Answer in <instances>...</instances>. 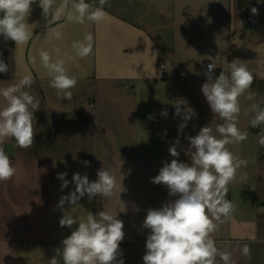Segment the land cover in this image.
Segmentation results:
<instances>
[{
    "label": "crops",
    "instance_id": "1",
    "mask_svg": "<svg viewBox=\"0 0 264 264\" xmlns=\"http://www.w3.org/2000/svg\"><path fill=\"white\" fill-rule=\"evenodd\" d=\"M67 2L58 20L51 14L65 0H54L47 18L39 0L32 5L26 22L33 35L26 44L16 46L0 36V58L10 66L7 74L0 73V81L31 72L32 90L41 103L34 113L33 146L19 148L14 139L2 145L17 172L0 182V264H49L54 250L78 227L62 228L59 219L66 214L79 222L88 212L104 209L117 213L124 223L118 258L124 264H143L150 231L142 226L147 210L178 198L151 178L165 161L171 162L168 149L177 139L179 160L191 163L184 151L189 148L186 137L197 135L214 118L201 91L204 72L214 63L218 76L224 58L229 63L243 61L254 77L251 88L239 97L237 127L247 131L248 138L227 145L248 164L228 185L227 199L236 211L217 222L211 238L219 252L231 253L234 264H264V147L257 143L261 129L251 127L248 112L253 102L264 107V0H107L104 19L83 24L67 20L73 0ZM85 2L92 5L89 11L100 7L99 0ZM252 7L258 15L251 13ZM53 29L62 33L60 39L45 38ZM89 34L92 51L80 58L72 45ZM41 51H48L53 61L64 60L67 74L78 80L70 89L71 100L62 99L50 86ZM249 95H254L253 101ZM181 99L187 104L177 116L176 101ZM185 107L195 115L179 131ZM164 110L167 117L161 115ZM217 122L222 123L219 118ZM102 166L118 181L124 176L126 192L91 201L85 195L75 206L57 207L60 197L75 188L70 183L61 191L58 173L67 172L71 181L79 172L91 181ZM244 244L250 248V260L240 251ZM215 264H224L219 254Z\"/></svg>",
    "mask_w": 264,
    "mask_h": 264
},
{
    "label": "clouds",
    "instance_id": "2",
    "mask_svg": "<svg viewBox=\"0 0 264 264\" xmlns=\"http://www.w3.org/2000/svg\"><path fill=\"white\" fill-rule=\"evenodd\" d=\"M37 0H0V36L4 42L14 41L16 46L26 44L33 33L29 31L26 18L30 15L32 5ZM54 0H39V7L45 18L50 15ZM107 0H99L100 7L89 11L92 5L85 0H73L72 11L67 12V20L83 24L85 20L101 22L106 13L103 5ZM68 7V2L61 4L51 19L58 20ZM251 13L258 15L256 7ZM62 33L53 29L45 35L46 39L55 37L60 39ZM92 36L85 35L83 41H76L72 47L76 56L87 57L92 51ZM56 51H59L58 49ZM42 66L51 77L50 86L57 90V95L64 100L72 99L70 89L78 83L75 77L67 74L62 59L52 60L48 51L39 53ZM31 62H36L35 57ZM214 63L206 66L204 75L207 79L202 84L201 91L214 114L213 120L200 128L195 136H187L189 148L185 154L191 163L179 160L180 152L176 145L177 139L169 147L168 152L173 159L165 161L158 175L151 178L156 185L167 187L169 196L177 199L168 201L160 208H149L143 221V228L150 230L146 239V252L143 264H215L219 254L224 264H234L231 253L219 252L211 234L216 230L217 222L222 223L236 211V205L227 199L228 185L237 178V170L247 167L248 161L234 155L227 145L239 144L248 138L247 131L237 127V120L241 111L239 97L251 88L253 74L239 59L230 63L224 58L223 70L214 77L216 69ZM10 66L0 58V73L7 74ZM34 78L31 72L11 81H0V182L11 180L17 172L10 157L6 154L3 143L14 139L16 145L22 149L33 146L35 131L34 122L37 111L41 108L37 94L32 90ZM254 100V95L247 97ZM183 99L176 101L177 116L181 115V106H186ZM248 112L252 113L250 125L260 127L257 143L264 147V107L253 102ZM167 117V111L161 112ZM195 115L193 109L185 107L183 122L178 126L179 131L187 127V121ZM152 117L149 116V119ZM219 118L222 123L217 122ZM215 133L218 135L214 134ZM85 166L90 161L83 162ZM97 178L89 180L88 175L74 173L72 180L66 179L67 172L58 173L57 179L62 181L61 191L70 183L75 185L74 191L63 195L57 207L63 210L67 203L70 207L78 204L87 195L89 201L100 196L102 198L126 192L122 181L124 176L117 179L114 172L103 166L97 170ZM247 179V173L242 174ZM78 225L70 235L62 241V248L54 250L55 255L49 264H124L120 243L125 233L124 223L117 218V213L104 209L93 214L88 212L86 218L77 222L71 215L64 214L59 219V226L72 228ZM241 253L251 259V251L247 244L240 248Z\"/></svg>",
    "mask_w": 264,
    "mask_h": 264
},
{
    "label": "built area",
    "instance_id": "3",
    "mask_svg": "<svg viewBox=\"0 0 264 264\" xmlns=\"http://www.w3.org/2000/svg\"><path fill=\"white\" fill-rule=\"evenodd\" d=\"M162 68H163V66H162ZM216 75H217V68L213 72V76L215 77Z\"/></svg>",
    "mask_w": 264,
    "mask_h": 264
}]
</instances>
